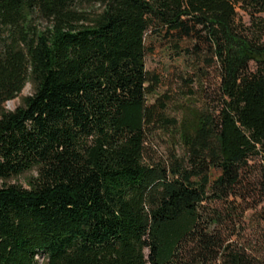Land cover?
Wrapping results in <instances>:
<instances>
[{
	"label": "trees",
	"instance_id": "trees-1",
	"mask_svg": "<svg viewBox=\"0 0 264 264\" xmlns=\"http://www.w3.org/2000/svg\"><path fill=\"white\" fill-rule=\"evenodd\" d=\"M0 31V264H264V0H0ZM148 36L215 73L184 167L144 159Z\"/></svg>",
	"mask_w": 264,
	"mask_h": 264
},
{
	"label": "rangeland",
	"instance_id": "rangeland-1",
	"mask_svg": "<svg viewBox=\"0 0 264 264\" xmlns=\"http://www.w3.org/2000/svg\"><path fill=\"white\" fill-rule=\"evenodd\" d=\"M31 22L37 32L46 28V23L40 19L34 18ZM7 40V34L0 31V51ZM146 41L152 46L153 53L145 56L144 68L157 78L153 91L147 95V103H153L155 99L164 96L163 118L169 123H155L148 131L144 144V159L147 163L166 166L177 159L181 164L183 161L184 167L185 152L180 144L178 131L181 111L186 107L198 108L204 104V96L211 91L216 80L215 73L212 68L204 65L202 56L191 53L190 42L172 44L153 36H148ZM31 92V86L26 83L15 99L4 103L3 109L7 112L13 111L20 106L21 99L29 96ZM216 175V172L211 171V178ZM31 177H34L33 172L10 179L8 183L26 187V181ZM197 180L191 178L192 182L197 183ZM244 223L248 227L251 226L250 210L244 213ZM36 260L40 261L39 258Z\"/></svg>",
	"mask_w": 264,
	"mask_h": 264
}]
</instances>
